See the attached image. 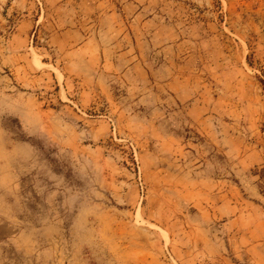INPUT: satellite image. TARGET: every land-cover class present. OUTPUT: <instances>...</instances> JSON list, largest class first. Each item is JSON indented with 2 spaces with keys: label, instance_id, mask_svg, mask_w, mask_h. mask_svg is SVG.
I'll return each mask as SVG.
<instances>
[{
  "label": "rangeland",
  "instance_id": "obj_1",
  "mask_svg": "<svg viewBox=\"0 0 264 264\" xmlns=\"http://www.w3.org/2000/svg\"><path fill=\"white\" fill-rule=\"evenodd\" d=\"M0 264H264V0H0Z\"/></svg>",
  "mask_w": 264,
  "mask_h": 264
},
{
  "label": "crops",
  "instance_id": "obj_2",
  "mask_svg": "<svg viewBox=\"0 0 264 264\" xmlns=\"http://www.w3.org/2000/svg\"><path fill=\"white\" fill-rule=\"evenodd\" d=\"M13 182L14 174L12 172L0 173V192H6L7 190L11 189ZM0 204H7L6 198L3 195L0 196Z\"/></svg>",
  "mask_w": 264,
  "mask_h": 264
}]
</instances>
